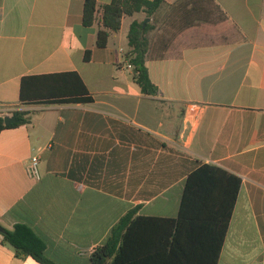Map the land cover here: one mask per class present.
Instances as JSON below:
<instances>
[{"label": "crops", "instance_id": "obj_1", "mask_svg": "<svg viewBox=\"0 0 264 264\" xmlns=\"http://www.w3.org/2000/svg\"><path fill=\"white\" fill-rule=\"evenodd\" d=\"M166 1L151 17L160 26L149 33L160 34L148 36L146 65L160 95L150 98L126 59L143 13L124 16L99 48L112 0H98L91 27L83 0H0V116L31 120L0 134V226H29L57 264H92L131 210L176 218L187 177L203 164L242 181L218 264H264V0H212V11ZM72 73L92 102L21 100L25 78ZM34 157L40 180L27 173ZM0 264L40 263L0 234Z\"/></svg>", "mask_w": 264, "mask_h": 264}, {"label": "trees", "instance_id": "obj_2", "mask_svg": "<svg viewBox=\"0 0 264 264\" xmlns=\"http://www.w3.org/2000/svg\"><path fill=\"white\" fill-rule=\"evenodd\" d=\"M83 25L97 21L98 0H83ZM212 11V0H200ZM166 0H112L102 13V28L97 35L99 48H106L112 32L120 31L124 16L143 13L153 17ZM195 5V4H194ZM192 6L190 12L196 9ZM152 25L134 21L128 33L130 50L126 59L133 68L134 82L146 97L155 98L160 89L153 83L146 65L150 49L148 33ZM91 59L87 51L85 60ZM83 93H77L76 80ZM60 88L57 94L50 89ZM63 91V92H62ZM21 100L26 104H65L92 102L88 90L76 73L25 78ZM18 122L5 124L0 116V134L31 123L29 112L14 111ZM241 179L211 164H203L186 180L176 218L136 217L138 209L129 211L114 226L106 242L95 249L92 264H218L241 187ZM0 234L17 256L32 257L40 264H57L46 255V243L29 226L17 224L13 230L0 226Z\"/></svg>", "mask_w": 264, "mask_h": 264}, {"label": "built area", "instance_id": "obj_3", "mask_svg": "<svg viewBox=\"0 0 264 264\" xmlns=\"http://www.w3.org/2000/svg\"><path fill=\"white\" fill-rule=\"evenodd\" d=\"M40 159L38 157H34L31 161V163L27 167V173L30 178L34 180H40L41 179V173H40Z\"/></svg>", "mask_w": 264, "mask_h": 264}, {"label": "rangeland", "instance_id": "obj_4", "mask_svg": "<svg viewBox=\"0 0 264 264\" xmlns=\"http://www.w3.org/2000/svg\"><path fill=\"white\" fill-rule=\"evenodd\" d=\"M164 10H168V8H165ZM163 11V10H162ZM159 17V16H158ZM139 21H141V22H143V21H145V19H147V17H146V15H144V14H142L140 17H139ZM158 19V22L157 23H155V22H153L152 20H151V18H150V21L147 23V24H156L155 25V27L157 28V27H159L160 26V18H157ZM128 24V20L126 21V25ZM168 30H170V28H168ZM160 34V32H158V30L157 31H155L153 34L151 33H149V35L148 36H150V37H152V38H154L157 34ZM149 37V38H150ZM153 43H154V41H153Z\"/></svg>", "mask_w": 264, "mask_h": 264}, {"label": "water", "instance_id": "obj_5", "mask_svg": "<svg viewBox=\"0 0 264 264\" xmlns=\"http://www.w3.org/2000/svg\"><path fill=\"white\" fill-rule=\"evenodd\" d=\"M150 21V19H146L144 21V27L146 26V24ZM5 124L8 125V124H11V123H15V122H18V119L14 116H6L5 118Z\"/></svg>", "mask_w": 264, "mask_h": 264}]
</instances>
